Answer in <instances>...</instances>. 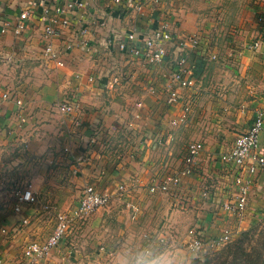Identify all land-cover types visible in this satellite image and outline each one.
I'll return each instance as SVG.
<instances>
[{
	"label": "crops",
	"instance_id": "crops-1",
	"mask_svg": "<svg viewBox=\"0 0 264 264\" xmlns=\"http://www.w3.org/2000/svg\"><path fill=\"white\" fill-rule=\"evenodd\" d=\"M71 1L0 0V264H51L62 255L66 260L84 259L87 263L98 257L109 261L114 245L133 233L167 234L186 245L199 236H219L226 228L230 233L244 230L264 217L262 173L253 176L242 214L222 206L235 192V169L223 165L221 153L235 134L248 127L257 110L264 113L255 108L253 100L239 97L238 102L222 103L221 97L214 96L220 95L215 92L220 88L215 72L230 76L228 66H206L209 58L200 47L187 51L185 62L193 85L179 89L171 103L172 90L166 84L176 64L171 54L147 62L117 46V41L129 34L140 45L145 32L166 19L172 33L195 35L201 25L189 8L182 6L209 4L210 0H158L140 7L132 0L121 5L111 0H81L82 7L66 6ZM60 6L69 20L64 26L56 12ZM21 12L24 18L18 17ZM49 22L56 30L50 38L60 65L43 50V24ZM19 23L22 29L17 28ZM85 23H89L86 48L75 38ZM244 51L237 71L240 87L247 89L255 85L242 84L247 72L244 63L256 67L264 53ZM196 79H200L198 84ZM182 89L191 90L192 96L180 97ZM3 91L8 99L2 98ZM215 101L222 109L213 108ZM61 102L73 103L74 111L64 113L58 106ZM117 129H123L124 139L111 144L116 145L112 150L109 141ZM179 137L201 144L190 164L191 174L181 176L177 185H169L165 191L148 193L149 185L187 163L184 146L181 151L176 147ZM110 150L123 155L106 161L104 154ZM258 150L264 154L263 135ZM3 152L10 153L8 160H2ZM41 153L46 164L43 169L38 166ZM19 169L25 171L20 190L14 176ZM3 172L11 177L6 178ZM91 182L108 192L112 201L125 202L128 209L115 202L114 208L99 217L92 218L95 212H89L69 225L50 253L27 263L21 255L23 246L31 240L42 241L51 232L55 223L51 208H73L82 188ZM27 184L36 203L18 200ZM44 201L50 207L44 208ZM16 206L18 211H14Z\"/></svg>",
	"mask_w": 264,
	"mask_h": 264
},
{
	"label": "built area",
	"instance_id": "built-area-1",
	"mask_svg": "<svg viewBox=\"0 0 264 264\" xmlns=\"http://www.w3.org/2000/svg\"><path fill=\"white\" fill-rule=\"evenodd\" d=\"M115 4H123L126 0H111ZM139 7L144 3L156 4L158 0H132ZM72 4H66V6L72 5L73 7H82L84 2L81 0H72ZM57 14L60 16L58 19L59 24L64 26L69 23V20L63 17L64 8L62 6L56 8ZM26 15L24 12L19 13V18H24ZM88 24L85 23L80 26L75 32V38L78 44L82 47L87 46L86 33L88 31ZM170 22L166 19L161 21L155 27L147 30L141 37L142 42L137 45L133 41V35L129 34L125 38H121L117 41L118 49L121 52H129L130 55L141 56L147 62L160 61L171 49L173 61L176 63L172 72H170L166 79L167 88L171 91L168 97V101L173 103L176 101V93L183 87H189L193 85V79L191 77V70L186 65L185 53L187 51H193L198 47V38L190 33H173L170 31ZM17 28L22 29L23 25L19 23ZM56 34L54 26L49 22L43 24L42 43L43 50L48 57L53 58L57 65L62 64L56 59V51L52 47L51 34ZM254 46L257 42H254ZM78 77V74L75 75ZM88 80H91L90 76H87ZM2 98L8 99L7 91L1 93ZM17 104L20 101H15ZM59 108L64 113H71L74 111V104L69 102L59 103ZM264 136V113L257 110L248 125V127L235 134L233 141L228 149L224 153H221L220 161L225 164H231L234 167V174L232 181L235 185V192L233 195L222 203V206L226 209H230L235 214H242L248 205V191L253 181V176L257 173L264 174V154L259 153L258 146L260 136ZM24 142V141H23ZM201 148L199 142L189 143L186 147L187 157L185 165L179 167L175 172H168L161 176L156 182L152 183L148 187L149 192H155L156 190L165 191L169 185L175 186L179 183L180 177L186 174H191L192 168L190 164L193 163V158L196 152ZM121 190L122 187L119 186ZM205 194V193H203ZM18 200L24 201L30 204L36 203V197L31 191L30 184H27L18 194ZM109 193L106 191L98 190L92 184L85 185L81 190V195L77 204L68 210L54 212V226L51 232L42 241L31 240L25 246L21 255L30 263L36 259L42 258L50 253L58 244L60 239L64 236L69 228V225L76 221L81 220L89 212L94 209L101 208L108 204ZM44 208L50 207L47 201L42 202ZM19 206L14 207V211H18ZM230 236V231L226 228L219 236L214 237H196L187 242V246L196 244L201 250L205 245L213 246L220 242L226 241ZM2 257L0 255V263Z\"/></svg>",
	"mask_w": 264,
	"mask_h": 264
},
{
	"label": "rangeland",
	"instance_id": "rangeland-1",
	"mask_svg": "<svg viewBox=\"0 0 264 264\" xmlns=\"http://www.w3.org/2000/svg\"><path fill=\"white\" fill-rule=\"evenodd\" d=\"M261 0H210L209 4H189L186 6H182V8H189V12L192 14V16H196V21L200 23L201 29L198 30L197 33H195V36L198 38V47H200V51L204 52L207 56L206 60V66H220L223 68L224 66H228L230 76L225 75V73H222V71L215 72V79L219 75V83L220 88L215 89V92H217L220 95H214L217 98L221 97V100H224V102H238L239 97H243L244 100H253L254 103H257L255 105V108L264 110V58L258 57L257 66L254 67L251 62L244 63L247 67V72H245L244 76V82L245 83L254 84L255 86L253 88H247L242 89L240 86V80L238 79V69L243 64L241 60V57H244L245 55L244 50H250V54L252 52L257 51L259 54L264 53V34L262 33V25H264V13L263 8L264 4H260ZM164 7L166 8H172L171 4H164ZM177 9V7H176ZM169 16L172 15L171 12H168ZM174 23V22H173ZM174 35V33H173ZM194 35V34H193ZM3 41L2 38H0V43ZM254 42H257V45L254 46ZM259 43V44H258ZM197 47V48H198ZM171 56V49L168 51ZM213 55V57L211 56ZM3 57V54L0 53V59ZM187 59V58H186ZM250 66H252V69L250 71ZM8 67V66H7ZM9 69V68H8ZM222 70V69H221ZM232 71V72H231ZM200 79H196L195 84ZM199 85L200 88H202V82ZM263 83V85H262ZM198 84V83H197ZM261 84V85H260ZM185 90V91H184ZM203 90V89H202ZM191 90L188 89H182L180 93V97L182 96L184 99L189 98L192 96ZM248 97V98H246ZM223 98V99H222ZM215 105H213V108H216L217 110H220L222 108H219L221 104H216L217 102H212ZM262 105V106H261ZM203 107H206L205 104H202ZM211 106H209V111L207 116L210 118L212 117L213 113L210 111ZM217 114V111L216 113ZM121 130L123 129H117V131L112 132V140L109 141V146L112 148V150L115 148L116 145L111 146V144H120L122 143L124 137L122 135ZM179 130V129H178ZM131 132V131H130ZM177 140V148L180 151L182 150L181 146H184V158L187 157V151L186 147L189 143H193V138L190 137H179ZM10 153L3 152V159L2 160H8ZM106 156L105 160L113 162L114 160H119L123 154L119 151H109L104 154ZM38 166L40 169L43 167L45 168V157L43 153H41V157L39 158ZM24 170L20 171L17 170L15 172L16 180L19 179V183L16 184L17 188L20 190L24 183ZM6 178H10L11 176L4 174ZM23 181V182H21ZM93 186L97 187L98 190H101V187L99 184L91 182ZM89 184V183H87ZM208 188V187H207ZM120 190V189H119ZM122 190V189H121ZM102 191V190H101ZM150 193V192H148ZM151 194V193H150ZM108 204L101 207L94 209L92 214V218L99 217L102 212H106L110 210V208L115 207L116 204H119L121 206V209H128L125 205V202H122L121 200L118 201L116 199L115 201H112V196L109 194V200ZM111 208V209H112ZM120 209V210H121ZM52 214L54 216V212L59 211L56 208H51ZM97 211V212H96ZM85 218V217H84ZM83 219V218H82ZM81 219V220H82ZM107 220V219H106ZM106 222V221H105ZM111 223L110 225L113 227L114 224L110 221H107V224ZM263 225L264 224V217H261L257 223L253 225ZM252 226V225H251ZM248 228V227H247ZM238 232L230 233V238H228L224 242H220L218 244H215L213 246L205 245V247L201 250V256L204 254H212L213 252L219 250L222 248L228 241H230L233 238H236L238 236ZM256 243V242H255ZM56 248V247H55ZM57 252H60L58 250ZM110 252H107L105 254H109ZM103 254V255H105ZM61 259L58 261H55V263L51 264H72V261L75 262V264H106L108 262V258L103 259L99 257L94 259L93 262H86L84 259H77L72 260L68 259L66 260V257L63 255L60 256ZM47 260V259H46ZM45 260V261H46ZM101 260V261H100ZM104 261V262H103ZM106 261V262H105ZM47 262V261H46ZM100 262V263H99ZM20 264V263H18ZM47 264V263H43Z\"/></svg>",
	"mask_w": 264,
	"mask_h": 264
},
{
	"label": "clouds",
	"instance_id": "clouds-1",
	"mask_svg": "<svg viewBox=\"0 0 264 264\" xmlns=\"http://www.w3.org/2000/svg\"><path fill=\"white\" fill-rule=\"evenodd\" d=\"M201 249L187 246L169 235L133 233L113 247L108 264H196Z\"/></svg>",
	"mask_w": 264,
	"mask_h": 264
},
{
	"label": "trees",
	"instance_id": "trees-1",
	"mask_svg": "<svg viewBox=\"0 0 264 264\" xmlns=\"http://www.w3.org/2000/svg\"><path fill=\"white\" fill-rule=\"evenodd\" d=\"M196 264H264V224L241 230L236 238L212 254H204Z\"/></svg>",
	"mask_w": 264,
	"mask_h": 264
}]
</instances>
